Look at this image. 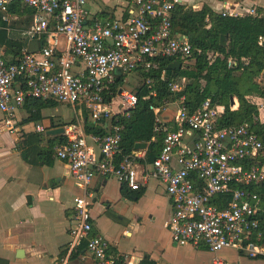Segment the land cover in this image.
Returning a JSON list of instances; mask_svg holds the SVG:
<instances>
[{
	"label": "built area",
	"instance_id": "built-area-1",
	"mask_svg": "<svg viewBox=\"0 0 264 264\" xmlns=\"http://www.w3.org/2000/svg\"><path fill=\"white\" fill-rule=\"evenodd\" d=\"M116 1L127 8L126 18L92 17L86 0H0L1 21L10 20L9 8L17 2L32 10L26 33L37 42L35 51L22 48L13 59L0 53V111L6 116V129L14 130L15 111L26 98L66 103L76 114L74 122L62 126L63 139L53 149L85 193L72 198L70 240L64 256L52 264H68L82 242L91 264H115L108 240L91 234L86 189L97 174L114 177L131 190L158 179L172 200L166 224L170 240L206 248L214 254L212 264H227L216 255L225 248L241 250L250 258L264 257V189H257L264 186V164L259 161L264 146L251 122L220 126L223 104L207 97L192 108L180 95L174 100L170 128L162 116L170 101L162 99L149 105L153 132L162 135L158 155L138 172L137 161L144 151L120 154L118 119L137 104V91L127 90L122 81L139 73L147 97L156 98L150 74L160 72V78H166L168 64L178 61L184 68L187 59L201 50L172 30L179 0ZM237 13L220 11L222 16ZM185 83L186 78L180 77L168 88L180 92ZM82 110L102 125L103 134L84 132ZM259 121L253 116V123ZM35 127L44 132L43 126Z\"/></svg>",
	"mask_w": 264,
	"mask_h": 264
},
{
	"label": "crops",
	"instance_id": "crops-1",
	"mask_svg": "<svg viewBox=\"0 0 264 264\" xmlns=\"http://www.w3.org/2000/svg\"><path fill=\"white\" fill-rule=\"evenodd\" d=\"M86 1L90 16L98 19L126 18L129 14L127 8L116 0ZM176 6L181 12L206 6L217 14L228 8L239 12L237 16H244L256 15V8H264V0H179ZM250 9L252 13H248ZM9 15L7 25L18 17L17 13L9 12ZM32 41L35 40H29L23 48L28 49ZM0 53L13 59L5 52L4 46H0ZM129 75L122 81L124 88ZM135 75L140 83L134 88H126L129 91H138L141 87L142 75ZM254 80L259 87H264V72ZM246 98L256 105L259 123H263L264 98L255 95ZM234 99L237 105L234 100L230 107L229 101L231 110L238 108V100ZM174 100L167 105L174 111L163 117L170 128H173L171 119L176 110ZM66 106L71 107L58 102L54 107L43 108L40 119L29 122L25 121L29 115L26 110L17 108L12 132L6 129L3 123L6 116L0 111V260L5 264H52L65 254L70 240L68 227L72 198L85 193L68 173L65 164L54 155V146L63 139L61 133H48L75 121L74 110L71 119L64 115L62 107ZM167 107L162 115L168 111ZM79 118L82 126L85 122H92L84 110ZM37 124L43 126L44 132L36 131ZM187 141L190 143L191 138ZM143 143L144 147L135 148L134 145L132 150L144 151V157L137 161L138 172L152 162V154L149 158L146 156L147 143ZM259 160L264 164V149ZM86 194L91 202V234H101L108 240L109 256L120 258L124 264H139L143 259L155 264H212L214 254L206 248L180 246L170 240L166 224L172 213V200L158 179L151 178L139 190H131L114 177L97 174L89 183ZM84 246L82 242L68 264H91L90 259H86ZM216 255L225 259L227 264H264V257L250 258L236 249L225 248Z\"/></svg>",
	"mask_w": 264,
	"mask_h": 264
},
{
	"label": "trees",
	"instance_id": "trees-1",
	"mask_svg": "<svg viewBox=\"0 0 264 264\" xmlns=\"http://www.w3.org/2000/svg\"><path fill=\"white\" fill-rule=\"evenodd\" d=\"M18 3L9 8V12L17 13L16 19L11 20L9 25L0 19V46H4L5 52L11 54L12 58L17 57L20 50L31 40L26 30L31 24L32 10L22 8ZM255 11L256 15L222 16L206 6L186 12H181L178 6L175 7L172 18L173 32L186 36L190 45L194 49H200L201 53L194 52L187 59V63L185 62L184 68L175 70L166 78L161 79L160 72L150 74L154 77V88L158 95L156 98L147 97L148 89L141 86L137 91L136 106L129 111L128 116L118 119L122 125L120 154H130L136 142H145L146 156L149 158L152 154V161L160 150L162 136L153 132L154 115L149 110V105L159 104L162 99L172 101L180 95L185 96V103L192 108L207 97L224 104L220 126L251 122L252 129L264 146V122H252L258 111L256 105L246 98L249 95L264 98V87H259L254 80L264 72V8H256ZM180 77L186 78L185 86L182 91L172 93L168 83L177 81ZM230 96L238 100L236 110L229 107ZM57 103L53 99L26 98L23 108L29 115L25 121H38L41 109L54 107ZM235 104L237 105L236 100ZM83 130L86 134L105 132L97 122H85ZM257 189L263 191L264 186ZM261 229L264 236V224ZM0 263L5 264L2 260ZM115 264L124 263L117 258ZM139 264L155 263L143 259Z\"/></svg>",
	"mask_w": 264,
	"mask_h": 264
},
{
	"label": "water",
	"instance_id": "water-1",
	"mask_svg": "<svg viewBox=\"0 0 264 264\" xmlns=\"http://www.w3.org/2000/svg\"><path fill=\"white\" fill-rule=\"evenodd\" d=\"M37 48V42L36 41H32L30 42L29 46H28V50L29 51H35ZM180 68V63L178 61H175V62H171L170 64H168L167 66V70H166V75L169 76V75H172L173 72L175 70H178ZM234 97L233 96H230L229 97V101H230V107H232V104L234 102ZM48 133H51V134H58V133H62V128H57V129H54V130H51V131H48ZM145 144L143 142H138L135 144V148H139V147H144Z\"/></svg>",
	"mask_w": 264,
	"mask_h": 264
},
{
	"label": "rangeland",
	"instance_id": "rangeland-1",
	"mask_svg": "<svg viewBox=\"0 0 264 264\" xmlns=\"http://www.w3.org/2000/svg\"><path fill=\"white\" fill-rule=\"evenodd\" d=\"M128 79H129V82L125 84L126 88H134L137 85V83H140V80L137 79V76L135 75V73L130 74L128 76ZM62 108H63L64 115H66L67 119H71L72 116L74 115L73 108L69 106L62 107ZM167 108H168V111L164 115H162L163 117L170 115L174 111L172 106H168Z\"/></svg>",
	"mask_w": 264,
	"mask_h": 264
}]
</instances>
